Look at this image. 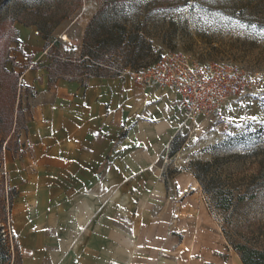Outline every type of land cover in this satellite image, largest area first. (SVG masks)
Segmentation results:
<instances>
[{"label": "rangeland", "instance_id": "obj_1", "mask_svg": "<svg viewBox=\"0 0 264 264\" xmlns=\"http://www.w3.org/2000/svg\"><path fill=\"white\" fill-rule=\"evenodd\" d=\"M107 2L86 44L89 23ZM25 27L44 42L52 79L93 71L134 76L175 51L199 63L240 69L247 77V94L232 100L221 115L190 122L177 135L180 152L172 155L170 147L166 157L167 176L182 174L191 183L190 175L198 173L212 193L201 185L184 196L162 197L160 205L184 203L187 209L163 208L151 220L187 223L185 238L201 244L199 253L210 250L219 264H244L237 244L264 251V0H0V223L13 237L12 244L0 247V264H21L11 212L15 191L5 157L27 147L25 123L37 94L20 83L35 55L21 40ZM121 35L122 46L116 44ZM107 36L110 42L101 45ZM194 183L200 185L198 179ZM220 195L230 198L229 209L216 207Z\"/></svg>", "mask_w": 264, "mask_h": 264}, {"label": "crops", "instance_id": "obj_2", "mask_svg": "<svg viewBox=\"0 0 264 264\" xmlns=\"http://www.w3.org/2000/svg\"><path fill=\"white\" fill-rule=\"evenodd\" d=\"M34 34L21 31L35 55L20 83L37 91L27 147L5 157L21 264H219L185 238L187 223L151 220L163 208L187 209L160 205L162 197L201 187L193 173L191 183L165 173L173 140L193 121L181 93L131 75L51 82L44 42Z\"/></svg>", "mask_w": 264, "mask_h": 264}, {"label": "built area", "instance_id": "obj_3", "mask_svg": "<svg viewBox=\"0 0 264 264\" xmlns=\"http://www.w3.org/2000/svg\"><path fill=\"white\" fill-rule=\"evenodd\" d=\"M145 85H165L182 95L191 119L215 117L236 98L247 94V77L226 63H199L183 51L170 52L149 66L134 73ZM3 243L12 244V233L6 223H0ZM14 247L11 245V249Z\"/></svg>", "mask_w": 264, "mask_h": 264}, {"label": "trees", "instance_id": "obj_4", "mask_svg": "<svg viewBox=\"0 0 264 264\" xmlns=\"http://www.w3.org/2000/svg\"><path fill=\"white\" fill-rule=\"evenodd\" d=\"M108 7H109V3L107 2L98 10V12L94 15V17L92 18L91 22L89 23L88 30H87V33H86V35H87L86 37L88 38L87 41L85 40L86 44L88 43V40H89L88 32H89L90 27L92 26V23L94 21H96L104 12H106ZM124 36L125 35H121L118 38V40L116 41L117 45H121L122 46L123 42L126 41ZM140 37H141V35H140ZM112 41H113V39H112ZM99 42H101V45L105 46L106 44H108L110 42V38L108 36L106 38L104 37ZM139 47H141V46H139ZM119 73H121V72L115 73L114 75H119ZM90 75H104V74L99 72V71H93V72H87L86 73V76H90ZM106 75H108V74H106ZM59 77H63V76H59ZM50 81L52 82L53 79L50 78ZM177 138H178V136L175 137V139L173 140V142L171 144V154L172 155L175 154L177 151H179L180 148H181V144H180V142H178ZM195 176L197 177V179L199 180L200 184L205 189V192L206 193H212V191L207 190L206 187L204 186V183H203V180H202L201 176L198 173H195ZM217 198L218 199H217V202H216V207L222 208V209H229L230 208L231 202H230V198L229 197H227L226 195L225 196L220 195ZM240 198H243V197H240ZM225 234H226V232H225ZM1 239L2 238L0 236V247L3 248L5 246V243H3L1 241ZM235 248H236L237 251H239L240 257H241V259H242L244 264H264V251L263 250H260L258 248H252V247H249L248 245H243V244H237V245H235Z\"/></svg>", "mask_w": 264, "mask_h": 264}, {"label": "snow or ice", "instance_id": "obj_5", "mask_svg": "<svg viewBox=\"0 0 264 264\" xmlns=\"http://www.w3.org/2000/svg\"><path fill=\"white\" fill-rule=\"evenodd\" d=\"M250 119H252V120H256V119H257V117H251Z\"/></svg>", "mask_w": 264, "mask_h": 264}]
</instances>
